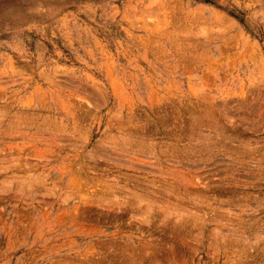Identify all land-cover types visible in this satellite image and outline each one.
<instances>
[{"label": "rangeland", "instance_id": "obj_1", "mask_svg": "<svg viewBox=\"0 0 264 264\" xmlns=\"http://www.w3.org/2000/svg\"><path fill=\"white\" fill-rule=\"evenodd\" d=\"M0 264H264V0H0Z\"/></svg>", "mask_w": 264, "mask_h": 264}, {"label": "trees", "instance_id": "obj_2", "mask_svg": "<svg viewBox=\"0 0 264 264\" xmlns=\"http://www.w3.org/2000/svg\"><path fill=\"white\" fill-rule=\"evenodd\" d=\"M206 2H209L210 0H205Z\"/></svg>", "mask_w": 264, "mask_h": 264}]
</instances>
